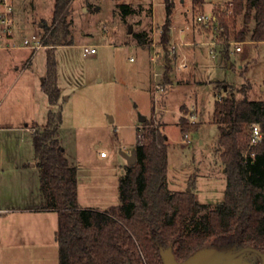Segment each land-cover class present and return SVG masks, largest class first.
I'll use <instances>...</instances> for the list:
<instances>
[{"label": "rangeland", "instance_id": "rangeland-1", "mask_svg": "<svg viewBox=\"0 0 264 264\" xmlns=\"http://www.w3.org/2000/svg\"><path fill=\"white\" fill-rule=\"evenodd\" d=\"M175 1L170 41L166 44L161 36L166 21L165 0L71 2L73 43L59 45L55 50L61 95L53 109L62 114L58 136L66 155L72 163L82 164L78 192L83 207L105 210L119 203V179L127 165L121 151L134 149L142 116L156 123L164 122L168 136L169 187L185 190L192 186L198 199L212 206L224 199L226 172L217 151L219 128L212 121L214 104L218 94L225 95L232 90L238 98L243 97L239 90L247 82L252 84L247 94L249 99L264 100V41L249 38L237 41L241 51L235 50L236 42L232 43L230 60L221 54V47L213 54L208 43L214 39L213 26H203L196 21V16L210 10L214 14L224 9L230 13V0H206L200 10L194 9L192 0ZM13 2L19 31L16 42L32 35L39 40L41 23H50L53 19L55 0ZM119 3H131L135 12L124 14ZM238 23L239 27L243 26L242 17ZM187 24L191 28L185 31L187 40L181 45L182 29ZM135 33H141L145 42H139ZM153 40L163 43L157 47L160 54L157 61L152 60ZM172 44L176 45L174 56ZM86 46L95 47L96 51L85 54ZM21 52L29 54L30 65L16 78L18 71L13 63ZM183 60L187 67L179 68ZM46 62L45 46L33 50L18 47L0 50V112L26 111L27 97L47 74ZM166 65L170 66L169 81L165 82L164 75L163 89L155 90L154 71L164 72ZM175 79L179 83L174 84ZM21 95L23 101L19 102L17 97ZM110 116L114 117L113 121ZM181 117L190 125L200 122L198 129L183 133ZM40 119L46 121L47 112ZM9 137L6 141L0 139V143L14 147L19 136ZM29 138L25 135V146ZM102 150L107 152V157L99 155ZM54 242L49 229L44 237L45 246L29 255L20 253L12 258L1 255L0 264H58L56 253L53 257L49 252L52 244L58 248ZM12 248L18 250L17 246ZM246 259L252 264H262V257L255 252H248Z\"/></svg>", "mask_w": 264, "mask_h": 264}, {"label": "trees", "instance_id": "trees-1", "mask_svg": "<svg viewBox=\"0 0 264 264\" xmlns=\"http://www.w3.org/2000/svg\"><path fill=\"white\" fill-rule=\"evenodd\" d=\"M206 0H192L195 10ZM72 0H55L53 19L43 21L47 74L43 90L49 103L59 102L55 50L73 43L69 11ZM175 0H165L162 41H170ZM231 12L220 10L214 49L230 60L233 42L264 41V0H230ZM124 14L135 12L131 3L118 4ZM242 17L243 26L239 27ZM252 24V26H250ZM137 40L145 42L141 33ZM170 66L165 68L169 81ZM247 82L227 92L214 104L212 121L218 125L217 151L226 172L224 199L212 206L198 199L194 188L169 187L168 136L164 124L145 117L138 129L142 139L135 148L137 161L127 164L119 179V203L105 210L82 207L78 200V166L70 161L58 136L61 112L50 108L46 123L34 131L33 144L40 169L42 207L58 212L55 239L59 264H164L161 250L171 247L178 260L209 246H251L264 252V100H252ZM258 123L262 138L251 144V125ZM183 133L198 129L180 118Z\"/></svg>", "mask_w": 264, "mask_h": 264}, {"label": "crops", "instance_id": "crops-1", "mask_svg": "<svg viewBox=\"0 0 264 264\" xmlns=\"http://www.w3.org/2000/svg\"><path fill=\"white\" fill-rule=\"evenodd\" d=\"M180 1L182 2L183 0ZM41 27L43 30V23H41ZM15 28L16 38L19 35L16 24ZM181 39V45H183L187 40V34L184 29H182ZM18 49L25 50L30 48L18 47ZM21 53L15 58L13 63L15 70L18 71L16 78L21 77L30 65L29 54L26 52ZM43 82L44 79L41 84L33 87L29 98L27 97L26 100L29 107L25 112H0V139L1 136L5 135L7 137L1 140H9V135H12V137L19 136L18 142L14 147L6 142L0 143V248L2 246L3 249L4 246L3 250L0 249V256L6 255L12 258L13 256H20V253L29 255L35 249L42 248L45 234L49 229L53 233L54 243H57L55 233L58 228V212L57 210L44 209L42 207L44 196L41 191L40 169L37 165L38 159L33 144L34 131L42 128L46 123V121L40 119L43 112L48 114L49 109L54 108V106L50 105L48 95L43 90ZM173 83L177 84L179 80L175 79ZM17 101H23V96L17 97ZM110 117L111 121H113L114 117ZM162 123L164 124V122ZM33 124L35 126H31ZM27 134L30 138L25 146L24 137ZM77 166L78 178L82 164H77ZM117 196L119 198V195ZM78 200L83 207L84 205L80 202L79 192ZM12 246H17L18 250L13 249ZM51 246L53 248L49 251L50 254L54 257L56 253L55 255L58 257L59 248L56 249L55 247L57 246L55 244ZM47 253L42 254V256H46ZM38 261L40 262V260Z\"/></svg>", "mask_w": 264, "mask_h": 264}, {"label": "built area", "instance_id": "built-area-1", "mask_svg": "<svg viewBox=\"0 0 264 264\" xmlns=\"http://www.w3.org/2000/svg\"><path fill=\"white\" fill-rule=\"evenodd\" d=\"M14 12H15V5L13 0H0V50L1 49H13L17 47H27L30 49H38L40 47H43V40L42 36L40 37L39 40H37L36 35H32L31 38L25 37L24 40L20 42H16L15 40V19H14ZM196 21L198 23H202L203 26L209 27L212 25L214 28L218 29V18L217 16L212 13V12H206L203 14H198L196 16ZM190 25L185 26V31L190 29ZM32 39L34 40V43H31ZM211 43L209 44L210 46V52L214 54V48L217 44V41L215 39H212ZM235 43V42H233ZM236 46L235 50L236 51H241L242 47L241 45L236 41ZM151 45L154 48V56L152 57L153 61H157V59L160 57L159 50L157 47L160 45L162 46L163 43L160 40L159 42L153 40L151 42ZM172 50V55L176 54V45L171 46ZM96 51L95 47H85L84 53H93ZM179 68H186L187 67V62L183 60L181 63L178 65ZM164 72H158L154 71V79L155 80V90H162L163 89V84H162V79L164 78ZM222 94H218V99L222 98ZM188 136V134H187ZM262 138V132H261V127L258 123H253L251 125V144H257ZM142 139V133L140 131L138 140ZM101 156H107V152L105 150H102L100 152Z\"/></svg>", "mask_w": 264, "mask_h": 264}, {"label": "water", "instance_id": "water-1", "mask_svg": "<svg viewBox=\"0 0 264 264\" xmlns=\"http://www.w3.org/2000/svg\"><path fill=\"white\" fill-rule=\"evenodd\" d=\"M132 31V27L129 28ZM227 89V86H224ZM145 119V116L140 118ZM123 156L127 160V164H134L137 161V151L134 148L130 152L121 151ZM191 188L188 187L187 190ZM248 252H255L262 257V264H264V252L251 246H244L236 249V246H232L226 249H220L217 247H203L184 260H178L171 247L161 250V255L164 260V264H252L246 259Z\"/></svg>", "mask_w": 264, "mask_h": 264}]
</instances>
